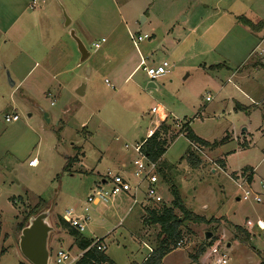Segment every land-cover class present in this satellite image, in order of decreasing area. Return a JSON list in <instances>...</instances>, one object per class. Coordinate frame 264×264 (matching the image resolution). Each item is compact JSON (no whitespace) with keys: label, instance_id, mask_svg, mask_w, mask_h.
Here are the masks:
<instances>
[{"label":"rangeland","instance_id":"rangeland-1","mask_svg":"<svg viewBox=\"0 0 264 264\" xmlns=\"http://www.w3.org/2000/svg\"><path fill=\"white\" fill-rule=\"evenodd\" d=\"M33 1L38 3L37 10L30 8ZM148 3L149 0H0V12L8 15L3 18L6 26L14 15L27 9L20 26L25 25L24 30L28 31L24 41L19 39L18 46L8 43L2 48L0 45V249L7 251L0 256V264H29L19 249L18 225L40 204V199L44 201L42 211L52 210L49 219L54 228L49 241L51 260L58 249H63L76 259L74 264H78L82 252L73 237L56 227L57 218L70 208L76 207L81 213V207L103 176L116 173L110 165L117 153L128 152L133 160L137 159L131 140L137 138L140 142L148 137V131L155 128L160 118L151 110L159 104L180 120L172 127L176 141L162 158L164 176L158 171L164 203L151 209L143 206L145 202L141 206L144 199L141 194L137 205H133L131 196L122 195L111 204L92 210V221L84 236L91 240L103 239L108 257L116 264H143L150 250L157 248L161 234L158 225L146 223L147 210L160 213L164 208L173 207L172 189L175 188L185 207L203 217L205 222L183 223L180 228L183 247L176 249L173 245V251L161 264H210L208 248L219 244L228 247L229 264H261L264 260V231L258 228V221L264 222V99L263 96L256 98L258 107H254L236 90L239 86L236 79L218 93V86L227 78L216 66L228 60L233 64L240 62L248 55L251 41L245 35L230 33L228 27L235 19L211 13L205 16V27L210 25L214 29L203 35L206 49L211 52L196 58L208 64L209 72L199 66L194 68L192 63L188 65L190 70H182L181 65H174L175 61L158 47L153 59L172 66V75L166 77L172 78L173 85L164 87L159 79L155 81L158 90L149 89L150 80L143 69L127 82L126 75L116 82L109 71L135 50L131 36L137 38L139 32L152 31L160 40L176 37L177 33L181 38L202 15L197 14L186 24L183 19L188 15L189 5L192 6L191 0H157L151 9ZM250 11L247 17L257 20V16L252 15H260L261 22L264 0H257V6L252 5ZM65 15L72 21L69 26L64 23ZM73 31L91 54L84 63L71 36ZM83 31L91 38L87 40ZM60 36L61 46L67 45L66 54L76 55L75 59L72 56L66 59L71 64L66 66L69 70L63 78L67 80L76 72L80 73L81 85L88 86L84 98L72 92V85L61 94H50L53 82L42 75L39 62L50 42ZM103 36L108 39L105 44L101 42ZM148 42L139 45L144 55ZM95 43L102 48L96 49ZM200 44L201 40L193 45L197 54L201 51ZM113 46L115 51H109ZM183 46L184 42L182 50ZM189 47L188 60H192L195 48ZM109 56L114 61L111 64L105 59ZM74 67L76 70L71 72ZM188 74L191 76L186 78ZM251 78L264 79L256 73ZM237 103L242 107L238 108ZM199 111H202L201 117L195 118ZM10 113H16L20 120L7 124L5 116ZM185 118H195L194 132L219 147L210 150L201 146L200 151L195 150L181 129ZM85 122L90 125L82 128ZM172 122L169 120L168 124ZM133 132L141 136H128ZM244 138L251 142L248 150L242 148ZM191 153L196 157L194 164L188 160ZM75 157L78 161L69 171L64 170ZM219 158L226 161L225 169L220 168ZM35 159L37 165L30 167L29 163ZM245 169H255L256 184L249 189L260 193L261 202H256L253 196L246 201L240 198L243 191L235 184L236 176L232 174ZM175 212L182 216L178 210ZM238 227L249 233L250 244L238 240ZM208 232L214 235L210 241L205 239ZM209 242L212 245H208Z\"/></svg>","mask_w":264,"mask_h":264},{"label":"crops","instance_id":"crops-1","mask_svg":"<svg viewBox=\"0 0 264 264\" xmlns=\"http://www.w3.org/2000/svg\"><path fill=\"white\" fill-rule=\"evenodd\" d=\"M156 1L157 0H149V3H148L149 9L154 8L156 6ZM191 2H192L191 3L192 6L189 5V8L187 10L188 15H187V17H185L183 19V22L188 24L189 20H194V18L197 16V14H202V15L199 16V18H200L199 20L197 19L195 22H192L191 26L188 28V31H189L188 34H185V35L183 34L182 37L179 38L180 35L177 33L176 37H172V38L169 37V38H166V40H160L159 38H157L156 34L153 33L152 31H150L151 33L139 32V34H137V36L148 35V36H150V38L139 42L137 47L135 46L134 41L131 39L133 42V45L135 47V50L133 52H131L130 54L125 55L124 60H122L121 63H119V65H117L114 69L111 67L110 71H109L111 73H109V75L116 82H118L119 77H122V75H124V76L126 75L125 82H127V81L133 79L135 76H137L139 74V72L143 69L141 67V62L143 60L146 62L147 67L152 68V67H156V66L161 65L163 62L161 63L160 60L153 59L155 56L154 54L158 51V49H157L158 47H162L164 49L165 54L170 59L175 61L174 65H176V64H177V66L181 65L182 70L183 69L190 70L191 68L188 65H189V63H192L193 65H195L194 68H198L196 66H199L200 69H202L203 71L209 72L210 69L207 66L208 64L206 62H203V61L201 62V60H196V58H201L203 56H207L211 52L210 49H206V46L204 43L205 39H203V35L209 34V32L212 31L214 28H212V26H210V25L208 27H205L206 26L205 16H207V15L211 16V13H217L216 16H223L224 15V17L228 16V17L235 19V22L233 20L232 24L228 27L230 33H235L237 35H240L241 37H243L245 35L251 41V48L248 52V55L244 56L240 62L235 61V63H234L235 65H234L232 63V61H230V60H228V61L222 60L223 62H218V64L216 65V66H219L217 68H220V69H218V71H221V72L224 71L226 78H227L224 83H222V84H220V86H218L219 87L218 93H221L224 90H226L228 85L233 83L234 79H236L238 81L237 83L239 85L238 87H236V90L238 92H240L247 100H249L252 103V105H254V107H258V106H256L257 102L255 100H256V98H258L260 96H263V99H264V79H261V78L260 79H258V78L254 79V78H251V75L253 73H256L257 76L263 75V77H264V30L253 32L249 28L245 27L244 25H242L238 22V19L240 17H245V18L249 19L250 21H252L253 23H259L260 22V19H259L260 15H257V14L252 15L253 17L257 16L256 17V18H258L257 20L250 19L247 17V16H250V14H251L250 9H251L252 5L257 6V0H191ZM222 3L225 4V7L222 6ZM37 9L38 8H36L35 10H37ZM257 9H259V7H257ZM26 10L27 9L25 8V11H23L21 14L14 15L12 22L9 23V25H7V26H6V24H4L3 18L8 17V15L0 12V45L2 48H5L8 43H12L13 45L15 44L16 46H18L19 39H21L23 41L25 40V37H26L28 31L24 30L25 25L20 26V23L23 22L24 19L26 18V14H24L26 12ZM252 12H253L252 14H254L255 10L252 9ZM39 13H43V12H39ZM42 16L43 15H41V17ZM60 19L63 20L62 17H60ZM148 20H149V18L145 19V22ZM261 22L264 23V19ZM71 24H72V21L70 22V25ZM44 31H45V28L41 30L42 35H44ZM198 31H199V33H198ZM18 33H21V34H18ZM84 37L87 40L89 38H91L89 33H87V31L84 32ZM110 37H111V34H109V38ZM103 40H105V41L103 42ZM147 40H149L150 42H148L149 46L147 48H144V51L146 52V54L144 55V53L140 52L139 45L141 43L147 41ZM199 40H201V44H200L201 51H200V53L197 54V49L193 45H196V43L199 42ZM101 42H102V44L107 43L108 42L107 37L103 36V39ZM162 42H163V45H160ZM183 42H184V46H183L184 50L181 49V45L183 44ZM50 43L51 44L49 46V49L46 51L44 57L41 58V60H40L41 62H39L40 68H42V75L46 76L47 79L48 78L51 79L50 82L51 81L53 82V86H51L52 90H49V91H51L50 94H53L52 92H54V93L57 92L58 94H61L64 89H66L69 85H72L73 86L72 92L75 93L77 97L84 98L87 94L88 86L83 84L84 89H82L83 85H81L82 81H81V74L80 73L77 74L78 72H76L73 76H71L67 80H66V78H63V75H65L67 73V71L69 70V69H67V67L71 64L70 61L66 62V59H68V56H69V58H70V56H72V59H75V56H76L75 53L73 54V52H71L70 54H66L67 45H66V47L61 46L62 45L61 36L57 37L55 40L51 41ZM95 44H98V43H95ZM158 45H160V46H158ZM188 45L191 46L192 49L195 48V51L192 52V54H191L192 60H188V57L190 56V54H189L190 47ZM101 48L102 47L100 45V49ZM109 51L114 52L115 47L113 46V47L109 48ZM90 57H91V54H90L89 58ZM107 58H108L109 64L114 62V61H112V57H110V56L105 57V59H107ZM148 62L150 63L149 66H148ZM76 66H79V65H76ZM75 68L76 67H74L71 70V72L75 71L76 70ZM77 68H79V67H77ZM171 68H172V66H171ZM92 72H93V69H91V73ZM170 74H171V69H170V73L168 75H170ZM190 76L191 75L188 74L186 78H189ZM165 78H166V80H164ZM168 78L169 77L165 76L162 79H160L162 81V83H163L162 85H164V87L167 85H173L174 84V81L172 80V78L171 77L169 79ZM60 80H62V81H60ZM54 81H56V82L54 83ZM106 81H107V79H106ZM120 83L121 82H119L118 84H120ZM150 83H151V81L149 82V84ZM152 83L154 84L155 88H150V89H154L157 91L158 90L157 84L155 82H152ZM54 84H56V86ZM110 84H111V82H109L108 85H110ZM138 87H140V85ZM83 92H84V94H83ZM79 93H81V94H79ZM149 95H151V94H149ZM206 101H207V98H206ZM237 105H238V108L242 107V105H240L239 103H237ZM245 109H250V108H245ZM157 110H158V112L155 114L160 115V118L158 121L155 122V128L159 127L163 121H169V120L177 121V122L180 121L176 117H174L173 113L168 111L164 107L163 104H159L157 107ZM201 112L202 111H199V113H197L195 118L201 117ZM151 113H152V110H151ZM152 114H154V113H152ZM195 118H193V119L185 118L187 120H191V123H190L191 129H192V124H193V121L195 120ZM89 125L90 124H88V122H85V123H83L82 128H86ZM193 132H194V130H193ZM262 132L264 133V131H262ZM130 135L132 137L138 136L135 132L128 134V136H130ZM195 135L198 136L196 133H195ZM93 136H94V133H93ZM139 136H141V135H139ZM199 138L204 140L201 137H199ZM144 139L146 140L147 138H144ZM141 140H140V142H141ZM131 142H133L134 144L139 143L137 138L132 139ZM250 145H251V142H249L246 138H244V142L242 143L243 150H248L250 148ZM218 147H219V145L216 143L214 147H207V148H209L210 150H216ZM201 148H205V147L202 146ZM112 158H113L111 161L112 165H110V167L115 168V170H116L115 174H120L122 176L132 178V174L134 171L133 161L135 159L134 160L132 159L131 154L129 155L128 152H124L121 154L117 153L116 156H114ZM219 160H220V162H219L220 168L225 169L227 166L226 161L223 160L222 158H219ZM254 170L255 169H250V171H248L249 174L250 173L252 174V181L250 184L251 188H254V186L256 184ZM242 172H243V170H242ZM242 172L235 173L232 175H233V177H235V176L237 177L239 174H242ZM105 176L106 175L103 176L102 181L105 179ZM263 186H264V184L262 185V187ZM256 194L259 195L260 193L256 192ZM143 201H144V199H143ZM143 201L141 202V206L144 203ZM238 201H240V198H238ZM145 205H143V206L145 207ZM98 208H102V207L97 206V207L93 208L92 210H94V209L97 210ZM258 222H262V224L264 225V222L262 220H259ZM201 259H202V257L198 258L197 261L201 262Z\"/></svg>","mask_w":264,"mask_h":264},{"label":"built area","instance_id":"built-area-1","mask_svg":"<svg viewBox=\"0 0 264 264\" xmlns=\"http://www.w3.org/2000/svg\"><path fill=\"white\" fill-rule=\"evenodd\" d=\"M38 6L37 1H33L32 6L30 7L32 10L36 9ZM134 41L135 46L137 47L138 43L149 39L150 36L143 35L138 36L137 38L131 36ZM105 40H103L104 42ZM96 49L100 48V44H94ZM141 67L146 72L147 77L151 82H155L156 80L162 79L170 73L171 65L168 62H163L161 65L156 67H147L146 62L143 60L141 62ZM109 84V81H106ZM207 101H210V98L207 97ZM54 105V103H52ZM157 108L152 109V113H157ZM20 120V117L16 113H10L5 116V122L7 124L16 123ZM158 127L151 129L148 131V138H151ZM146 141V140H145ZM145 141L143 143H145ZM142 142H139L132 146L131 148L138 155L137 159L133 161V174L132 178H128L122 176L120 174H115L109 172L105 179L89 194L87 200L84 205L81 207V213H78L77 209L70 208L66 210L64 215L62 216L63 220L74 230L79 232L80 234H84L92 221V209L97 206H107L111 204L116 198L125 195L131 196L133 200V205H137L138 196L141 194L144 196V201L146 203L145 206L151 207V209L158 208V205H162L163 197L161 195L160 190V178L158 174V164L149 161L141 152V148L143 145ZM191 146L200 151V145L192 144ZM126 149H129L126 146ZM37 165L36 159L29 163L30 167H35ZM235 184L237 187L243 191V194L240 196L242 200H249L250 198H254L256 202H261L258 194L252 192L249 188L250 183H248L247 177L239 174L235 180ZM264 188V186L262 187ZM258 227L261 231H264V225L262 222H258ZM184 245V241L180 240L176 249L182 248ZM212 245V244H211ZM92 247H96L100 252H106L107 246L100 239H95ZM228 247H222L221 244L213 245L208 248L210 264H229V258L227 254ZM152 251V250H150ZM76 259H74L68 251L63 249H58L55 257L51 260L49 264H74Z\"/></svg>","mask_w":264,"mask_h":264},{"label":"trees","instance_id":"trees-1","mask_svg":"<svg viewBox=\"0 0 264 264\" xmlns=\"http://www.w3.org/2000/svg\"><path fill=\"white\" fill-rule=\"evenodd\" d=\"M238 22L245 27L249 28L251 31H261L264 30V23H253L249 19L245 17H240ZM219 67V66H217ZM176 121H173L171 124H168V121H163L160 126L158 127L155 134L151 137L146 139L145 143H143L141 152L143 155L151 162L158 164V171L161 176H164L165 171L162 168V158L166 154L167 150L170 148L171 144L176 141V138L173 134L172 127L176 125ZM191 120L184 119L182 126V131L184 133L185 138L192 144H198L203 147H214L207 143L206 141L200 139L198 136L195 135L193 130L190 128ZM63 129L61 128L58 131V136L60 137V133ZM171 136L169 137V135ZM78 157L70 159V162L65 166L64 170L69 171L72 164L78 161ZM196 157L191 153L188 156V160L190 163L194 164ZM250 169H245L242 172V175L247 177L248 183L251 184L252 181V174L248 173ZM172 196H173V207L171 208H164V210L160 213L155 211L147 210L149 213V219L146 223L151 225H158L161 229V234L159 235V241L157 244V248L152 250L150 255L145 259L143 264H161L163 259L170 254L173 249L172 246L177 245V243L181 239V232L180 228L185 222H194V223H203L205 219L198 215L193 214L190 212L184 205L181 195L179 191L175 188L172 189ZM43 200L40 199V204L32 209V212L27 215L25 220H23L18 225V230L21 231L28 226L29 219L32 216H37L42 211ZM149 209V208H147ZM175 210H178L182 216H177ZM56 227L58 229H62L66 231L71 237H73L75 241V245L79 248L82 252L80 260L78 264H116L112 261L106 252H100L96 247H92L94 240L88 239L84 236V234H80L73 228H71L61 216L57 218ZM1 234H2V227L0 223V243H1ZM238 240L243 244H250V236L249 233L246 232L243 228L238 227ZM104 241L103 239L100 242ZM208 245H211L209 242ZM5 248L0 249V256L6 253ZM23 264V263H21ZM264 264V260L261 262Z\"/></svg>","mask_w":264,"mask_h":264},{"label":"water","instance_id":"water-1","mask_svg":"<svg viewBox=\"0 0 264 264\" xmlns=\"http://www.w3.org/2000/svg\"><path fill=\"white\" fill-rule=\"evenodd\" d=\"M144 19V18H143ZM70 19L65 15L64 23L66 26L70 25ZM72 38L77 43L78 51L81 55V63H84L90 56L84 43L76 37L75 32L71 33ZM14 86V82H11ZM148 88H155L154 84L151 82ZM84 89V85L82 86ZM81 94V93H79ZM84 94V92H83ZM46 119L48 118L46 114ZM47 122H50L47 119ZM145 139H142L143 143ZM52 210L46 209L37 216H32L29 219L28 226L25 227L19 237V249L22 256L28 261L29 264H49L50 262V249L49 241L50 235L54 231L51 226L49 219ZM213 233L208 232L205 235L206 241L213 239Z\"/></svg>","mask_w":264,"mask_h":264}]
</instances>
